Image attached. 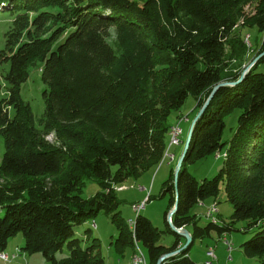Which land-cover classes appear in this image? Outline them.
<instances>
[{
    "label": "trees",
    "instance_id": "1",
    "mask_svg": "<svg viewBox=\"0 0 264 264\" xmlns=\"http://www.w3.org/2000/svg\"><path fill=\"white\" fill-rule=\"evenodd\" d=\"M250 1L0 0V13L10 18L0 51V63H9L0 73V250L22 232V251L42 252L47 264H105L97 238L83 247L74 230L104 211L119 228V243L142 244L147 264H157L182 246L167 219L177 203L172 222L192 225L193 241L162 264H197L189 254L193 243L215 232L222 241L239 220L247 230L258 229L241 243L243 253L264 264V73L257 71L264 56L238 84L215 92L195 125L178 189L177 161L171 166L162 193L169 195L171 245L159 242L163 230L142 214L130 229L117 197V187L154 171L170 154L171 117L190 95L196 99L191 124L215 86L241 77L244 69L230 67L234 56L240 63L248 51L243 39H232L238 20L263 32L258 54L264 52V0H256V12L245 17L243 4ZM111 27L120 54L107 40ZM36 65L46 85L41 129L21 96ZM236 108L242 110L236 130L222 141L225 117ZM226 145L212 178L198 180L188 170L189 163ZM88 177L101 190L84 197ZM221 187L233 205L232 221L199 225L192 208L217 198ZM65 246L68 254L57 257Z\"/></svg>",
    "mask_w": 264,
    "mask_h": 264
},
{
    "label": "rangeland",
    "instance_id": "2",
    "mask_svg": "<svg viewBox=\"0 0 264 264\" xmlns=\"http://www.w3.org/2000/svg\"><path fill=\"white\" fill-rule=\"evenodd\" d=\"M256 4V0H252L243 4L245 17L251 16L256 12ZM244 20L245 18L238 20L237 25L233 29L234 31L232 39H243L248 51L240 63L239 61L235 62V60L238 59L234 56V58H232L230 62V64H232L230 67H241L240 69L245 70L246 67L250 65L258 56L259 58L264 56V52L258 54V49L261 44L263 32L255 28L251 29L249 27L247 28V26L244 27ZM9 27L10 18L5 13H0V51L5 47L4 34L9 29ZM108 32V42L113 47L114 51L117 54H120V49L116 40L115 27H111ZM226 52L231 53V48L229 46L226 47ZM256 53L257 56L253 58ZM8 69V62L0 63L1 74H5ZM257 71L264 73V60H262L258 64ZM29 73V78L25 83H23L21 87V96L26 102L30 103L35 117V126L38 129H41V119L44 118L45 113V103L42 93L46 85L42 80L40 65L31 66V68L29 69ZM1 81L4 83L3 79ZM195 106L196 99L192 95H190L179 113H173L171 117V123L174 125L172 126L170 131L171 138L169 139V137H167V143L171 144L168 146L170 154L165 155L157 169H155L154 171L151 170L143 173L138 179H128L123 183L122 186L117 187V197L120 202L118 210L120 211L121 216L128 221L130 229H134L135 219L139 214L147 216L152 220L153 224L156 227L163 230L159 242L167 246L171 245L174 242L175 236L174 234L168 232V225L165 220V211L168 209L169 205V195L162 196L164 181L168 178L171 166L174 165L176 161L177 164L175 166V169L177 168L178 162L183 154L190 131V126L192 124V122L190 124V121L193 115L196 113L195 111H193ZM241 111L242 110L240 108H236L232 113L225 117L226 127L224 130L222 141L228 142L229 139L233 136V133L238 125V116L240 115ZM174 127L182 128V133L179 136L178 144L172 143V130ZM49 138L53 141L55 140L53 134H51ZM227 148L228 145H226L221 152L208 155L203 159L197 160L193 163H189L188 170L195 177H197L198 180H202L204 178H212L222 167L224 161L223 154ZM4 151V137L0 135V164L3 158ZM100 190L101 187L99 183L94 178L88 177L85 179V187L83 188L82 195L84 197H90ZM232 212L233 205L227 199L224 187H221V192L217 198L211 197L206 198L203 201H198L191 210V213H195L197 214L196 216L199 217H197V220L198 224L201 226L207 225L210 221L213 223L219 221L220 224H223L224 222L229 223L232 221ZM172 218L173 216L171 217V220ZM233 227V230L228 232V234L221 236V239L224 243L222 241H219V236L216 232L213 233L212 236L197 239L189 249V254L192 259L197 264H205L209 262L211 259H209V256L207 257L206 252L211 246H215L216 248L212 247V252L215 254L212 262L213 264H215L216 262V264H218V254L220 251L221 254L222 252H224L225 246V255H227L225 264H261L257 257L246 256L240 246L242 242L250 239L253 236L255 231L258 230L257 227L247 230L246 222L243 220L236 221L233 224ZM184 229H187L189 231V233L192 235L193 241V234L191 231L192 225H189L188 227L184 226ZM74 230L75 237L81 239V245L83 247H87L92 243L94 238H97V242L99 241L98 243L100 244L101 254L105 260V264H147L146 250L143 245L135 244V246L128 245L126 247L121 245L117 240L119 237V228L116 222L112 220V216L105 213L104 211H100L95 218H92L84 222L83 224L76 225L74 227ZM178 234L182 237V246L180 247L182 248L183 246L187 245V239L182 234ZM24 244L25 240L22 232H19L15 236L11 237L9 239L7 248L5 250H0V253L9 255V258L6 259V261L0 259V264H47L42 252L33 254L22 252L23 254H21V248L22 246H24ZM207 245L211 246L207 247ZM184 249L179 251L178 253H175L174 255L165 258L164 261L172 256L180 254L184 251ZM67 254L68 249L65 246L63 252L57 253V257L61 258L66 256Z\"/></svg>",
    "mask_w": 264,
    "mask_h": 264
},
{
    "label": "water",
    "instance_id": "3",
    "mask_svg": "<svg viewBox=\"0 0 264 264\" xmlns=\"http://www.w3.org/2000/svg\"><path fill=\"white\" fill-rule=\"evenodd\" d=\"M264 54V53H263ZM259 59V56L250 64L246 67V69L243 71L241 77L237 80V81H224V82H221L219 83L217 86H215V88L213 89V91L211 92V94L209 95V97L207 98V100L205 101V103L203 104V106L200 108V110L198 111L197 115L195 116L194 120L192 121V124L190 126V131H189V134H188V138H187V141H186V146L184 148V151H183V154L178 162V165H177V168L175 169L174 171V177H175V186L177 188V181H178V177H179V172L181 170V167H182V163L185 159V156H186V153L189 149V145H190V142H191V138H192V135H193V132H194V128H195V125L197 123V121L199 120V118L202 116V114L204 113L205 109L207 108L209 102L211 101V99L213 98V96L215 95V92L217 91V89L221 86H225V85H235V84H238L244 77L245 75L249 72V70L251 69V67L256 63V61ZM178 189V188H177ZM177 198H178V193H177ZM177 210V203L175 204L174 208L169 212L168 214V219H169V222H170V225L172 227V229L180 234H182L186 239H187V245L190 244L192 242V235L189 233V231L187 229H184L183 228H179V227H176L172 220H171V217L174 215V213L176 212ZM186 246H183L182 248L176 250V251H172L170 253H167V254H164L163 256H161L158 260V264H162L163 261L165 260V258L171 256V255H174L175 253H178L179 251L183 250Z\"/></svg>",
    "mask_w": 264,
    "mask_h": 264
},
{
    "label": "built area",
    "instance_id": "4",
    "mask_svg": "<svg viewBox=\"0 0 264 264\" xmlns=\"http://www.w3.org/2000/svg\"><path fill=\"white\" fill-rule=\"evenodd\" d=\"M181 135V127H176L174 129V135H173V139H172V143H175V144H178L179 143V136ZM213 251V248L210 247L209 250L206 252L207 254V257L209 256V259H211L209 262L205 263V264H213L212 260H213V257H215V254L212 252ZM0 259L6 261V257H5V254L4 253H0Z\"/></svg>",
    "mask_w": 264,
    "mask_h": 264
},
{
    "label": "crops",
    "instance_id": "5",
    "mask_svg": "<svg viewBox=\"0 0 264 264\" xmlns=\"http://www.w3.org/2000/svg\"><path fill=\"white\" fill-rule=\"evenodd\" d=\"M142 189H143V187H142ZM208 246H210V245H207V247ZM23 251H21V254H23L22 253ZM221 252V251H220ZM219 252V254H218V259H219V262H218V264H224L225 262H226V260H227V255H225V246H224V252H222V254ZM20 254V255H21ZM2 260V259H1ZM4 261V260H3ZM8 261V260H7Z\"/></svg>",
    "mask_w": 264,
    "mask_h": 264
},
{
    "label": "bare ground",
    "instance_id": "6",
    "mask_svg": "<svg viewBox=\"0 0 264 264\" xmlns=\"http://www.w3.org/2000/svg\"><path fill=\"white\" fill-rule=\"evenodd\" d=\"M176 127H174L173 128V130H172V136L174 135V129H175ZM181 133H182V128H181ZM140 210V209H139ZM133 222V221H132ZM228 236V235H227ZM226 239V238H225ZM223 242V241H222ZM224 243V242H223ZM232 245V244H231ZM215 248V247H214ZM232 248H233V246H232ZM228 250V249H227ZM215 252H216V250H215ZM5 257H6V259H8L9 258V255H7V254H5ZM143 257V256H142ZM208 259V258H207ZM232 261V260H231ZM228 262V261H227ZM217 263V262H216ZM215 263V264H216ZM225 264V263H224ZM229 264V263H228Z\"/></svg>",
    "mask_w": 264,
    "mask_h": 264
}]
</instances>
